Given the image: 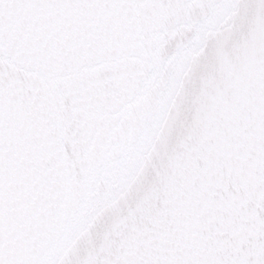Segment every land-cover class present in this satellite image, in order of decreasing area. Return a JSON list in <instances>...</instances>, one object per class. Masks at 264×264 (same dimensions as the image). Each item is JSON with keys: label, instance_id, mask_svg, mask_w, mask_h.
<instances>
[{"label": "water", "instance_id": "1", "mask_svg": "<svg viewBox=\"0 0 264 264\" xmlns=\"http://www.w3.org/2000/svg\"><path fill=\"white\" fill-rule=\"evenodd\" d=\"M0 264H264V0H0Z\"/></svg>", "mask_w": 264, "mask_h": 264}]
</instances>
